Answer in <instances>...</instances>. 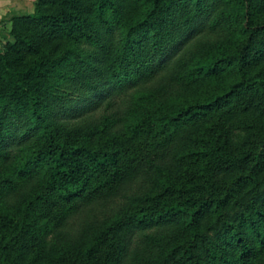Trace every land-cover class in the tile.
<instances>
[{"label": "trees", "instance_id": "trees-1", "mask_svg": "<svg viewBox=\"0 0 264 264\" xmlns=\"http://www.w3.org/2000/svg\"><path fill=\"white\" fill-rule=\"evenodd\" d=\"M13 21L0 264H260L264 189L234 220L224 211L264 176V135L236 155L204 121L264 93V0H38ZM230 71L228 87L143 116L144 95L157 107ZM153 130L159 153L128 145ZM189 158L204 164L174 169Z\"/></svg>", "mask_w": 264, "mask_h": 264}, {"label": "rangeland", "instance_id": "rangeland-1", "mask_svg": "<svg viewBox=\"0 0 264 264\" xmlns=\"http://www.w3.org/2000/svg\"><path fill=\"white\" fill-rule=\"evenodd\" d=\"M37 1L38 0H26L25 2H22V12L14 14L5 13V16L0 21V27H3V29L10 34L8 41L12 39L11 31L14 25V17L33 13ZM253 72L259 78L264 77V62L253 64L252 73ZM234 79V72H226L216 79L199 80L193 88L189 90V92L176 97L170 102H163V104L158 105L157 107H154V103L152 101L154 100V97H150L147 94L140 99L139 104L144 107L142 111L143 116L146 117L148 121L152 120L151 122L157 123L159 115L149 116L150 114L146 110L156 108V110L158 109L161 114L164 111L175 110L178 106L183 105L185 101H192L198 97L202 98L214 93L218 89L228 87ZM141 95H143V93ZM207 122L212 125L211 135L214 139H217V143L221 145L223 144L225 147H229L236 155L242 154L249 148L255 151L261 145V140H263L261 135H259L258 130L264 135V93L259 91L253 92L251 95L240 97L237 102H235L234 106L224 110L221 114H218L214 120L210 119L209 121H204V123ZM120 129L121 127L119 126L115 130L119 131ZM127 139H130L127 143L128 145H131V148H138L143 154L149 155L150 153H159L160 151L157 141L161 139V133L156 130L133 138H130L129 134ZM197 144V142L191 143L187 148V151L193 149L194 146H197ZM201 146L204 148L206 147L205 149L209 148L208 144ZM183 162L182 166L175 167L174 169H199L200 164H204L202 160L193 161L190 158ZM226 177L227 176L224 173L216 174V178L219 181ZM260 189H264V176L261 178L257 187L253 186L252 188L250 186H246L241 190L237 202L231 207H227L225 209L224 212L226 218H229V220L232 221L239 217L240 213L246 210L252 201L257 200L259 195L258 191ZM46 249H48V247ZM233 255H235V251L233 252ZM258 260L260 264H264V249L260 251ZM45 261L46 258L38 264H45ZM248 264H253V261Z\"/></svg>", "mask_w": 264, "mask_h": 264}, {"label": "crops", "instance_id": "crops-1", "mask_svg": "<svg viewBox=\"0 0 264 264\" xmlns=\"http://www.w3.org/2000/svg\"><path fill=\"white\" fill-rule=\"evenodd\" d=\"M26 0H0V21L5 16V13L22 12L21 3ZM9 33L3 27H0V52H3L9 39Z\"/></svg>", "mask_w": 264, "mask_h": 264}]
</instances>
